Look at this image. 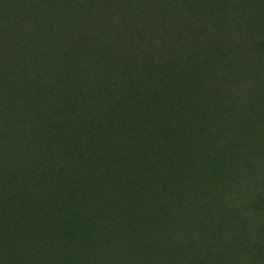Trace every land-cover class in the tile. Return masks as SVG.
<instances>
[{
    "label": "rangeland",
    "instance_id": "1",
    "mask_svg": "<svg viewBox=\"0 0 264 264\" xmlns=\"http://www.w3.org/2000/svg\"><path fill=\"white\" fill-rule=\"evenodd\" d=\"M38 1L32 0V4H37ZM161 1L168 6L167 17L171 22L175 21L174 27L180 28V24L187 26L197 46L194 53L189 55L183 52L184 55L176 57L186 61L184 66L187 69L182 70V83L186 88L184 91L195 90L192 97L190 96L191 100L197 103L198 99L199 106L206 111L204 119L208 130L205 133L208 137L207 151L214 156L218 174L215 178L201 177V185L196 187L198 190H195L196 184L192 181L187 195L177 194L171 175L176 170L171 164L173 157L162 154L164 156L161 161L162 171L154 170L161 172L156 174L155 188L147 185L141 187L142 184H146L144 173L150 170V165L139 168L137 175L131 180L134 194H130L129 203L125 206L122 204L124 215L114 216L111 211L107 213L98 211V197L102 192H113L117 188H123L124 178L114 175L113 172L123 174L128 172L127 162L131 149L124 151L127 161L121 158L117 162L113 157L105 160V156L100 155L96 159L99 170L90 179L89 187L78 186L81 171L77 169L78 167L72 172L71 179L67 181L60 177L55 179L56 188L64 192V205L70 209V216L76 223L68 230L65 221L59 216L49 214L42 221L31 220V225L36 228H43L46 225L53 227V231L42 233L45 236L43 237L45 243L54 238L59 240L60 235H65L66 238H74L75 247L81 250L88 247L85 246L87 243L92 244L107 237L110 233L106 228L117 225L118 235L108 241L107 248L115 252L126 251L131 259L123 260L111 252L112 264H144L140 261L142 257L139 252L145 248L153 264H208V254H211L214 248L219 249L218 264H264V0ZM54 2L59 4L63 11L61 26L64 28L62 31L64 36L72 39L71 44L76 48L81 38L85 39L89 44H84V47L93 48L92 50L83 51L76 55L73 61L66 63V55L57 44L59 41L51 34L50 37H42L38 23L28 21L27 24H23V31L29 32L30 37L21 42L22 54L15 51L14 44L9 47L11 50L8 48V52L0 51V57L2 54L10 56L13 63L22 61V70H17L18 67L15 65H9L11 68H8L7 73L10 79L12 77L16 79L13 88L18 86L17 80L21 82L19 87L24 88L26 85L23 105L26 118L23 122L29 119L36 127L32 131L33 134L29 132L28 126L22 131L27 139L22 148L29 149L36 158L32 161L31 155L27 154V159L20 156L16 161L19 166L23 165L25 182L31 184L37 182L41 185H44L48 172L52 174L59 172L61 154L68 150L65 146L82 138L83 131L79 126L83 120H91L93 113L91 104L85 107L83 100L90 88L94 89L89 91L91 96L99 90L98 82H95L94 86L90 84L87 86L86 82L88 79L95 80L94 68L98 63H107L106 58L102 57L108 36L105 35L106 27L100 5L95 0H53L48 6L49 9ZM44 6L46 7V3ZM116 8L117 14L122 15L124 10L119 2ZM42 11L45 13L46 9L42 7ZM84 13L89 15V19L87 26L82 27L74 20L76 16ZM115 23L117 22L114 21L113 27L121 34L127 35L134 31L129 23L121 26ZM78 26L83 29L80 30ZM102 37L106 40H102ZM49 44L53 45L51 51L47 50ZM101 44L98 50L101 58L98 59L95 57V49ZM117 45H120V38L117 39ZM163 54L160 45L152 53L155 58H165ZM140 56L141 61L143 58ZM190 66L194 67L195 74L188 70ZM39 68H43L45 74H34L36 83L32 85V74L39 72ZM112 70L109 66H102L104 73ZM62 75L65 78L62 79ZM66 79H72L73 82ZM105 79L107 84L116 88L121 86L119 80H123L115 73L113 76L112 73L105 75ZM136 79L146 82L140 72L136 74ZM127 94L132 95L130 104L145 112L146 116L141 120L142 123H158L154 108L146 106L145 101L138 98V90L129 91ZM111 95L112 92H109L108 97ZM126 95L119 97V103L124 101ZM169 97L172 99V108L186 105V99L179 100L177 94ZM198 108L194 105L188 107L189 110ZM166 112L164 111L165 125H171L172 121ZM170 114L174 116L171 111ZM189 116L191 119L197 118L193 114L192 117L191 114ZM200 128L199 126V133ZM31 135L32 143L29 139ZM194 138L197 139L195 135ZM78 151L87 152L89 149L80 147ZM199 158L202 160L201 157L194 159ZM152 159L154 158L149 157L146 161L150 162ZM192 169L193 165L188 164L186 173H190ZM221 173H230L231 176L217 179ZM250 178L252 183L256 182L259 196L250 195L236 200L234 197L236 187L244 186ZM155 189L157 193L162 194L159 196L165 202L163 214L147 217L141 212L143 196L149 195L151 198ZM204 194L206 202L201 198ZM219 195H223L222 201L217 200ZM189 199H192L195 205H190ZM79 200L80 203L88 200L86 202L89 205V216L83 219L78 215ZM177 202L182 203V210H175ZM228 206L234 208L232 210L235 211L234 215L248 217L251 222L247 221V224H252L257 232V246L251 256L235 259L225 250L227 246H211L214 223ZM135 215L139 216L137 221L147 238L148 246H137L133 237L129 236L125 238V241L129 240L127 245L120 243V238L131 231L130 222H133ZM162 219L168 223L163 225ZM185 224L189 226L188 229L184 227ZM199 240H205L206 246H196ZM47 247L57 251L66 249V246L53 247L52 243ZM22 248L25 264H29L31 259L41 262L39 246L30 242L28 246ZM60 254L59 252L53 254L55 262L64 259ZM12 263L19 264L17 254ZM94 263L100 264V261L95 260ZM71 264L91 263L81 258Z\"/></svg>",
    "mask_w": 264,
    "mask_h": 264
},
{
    "label": "trees",
    "instance_id": "2",
    "mask_svg": "<svg viewBox=\"0 0 264 264\" xmlns=\"http://www.w3.org/2000/svg\"><path fill=\"white\" fill-rule=\"evenodd\" d=\"M52 1L39 0L37 4L33 5L32 0H0V51L7 50L8 52V48L14 44L15 51L22 52V40L25 38L28 40L30 37L29 32L24 33L23 31V24H27L28 21L38 23L42 37H50L51 34L60 42L57 44L66 55V63L73 61L76 55H80L81 52L92 50L93 48L84 47V44H89V41L81 38V42L77 44L76 48L71 44L73 40L64 36L62 32L64 28L61 26L63 11L56 2L49 9L48 6ZM95 1L101 7L103 23L106 27L105 35L108 38L107 40L105 37L101 38L106 40V48L102 57L106 58L107 63H98L94 68L95 80L88 79L86 82L87 86L88 84L94 86V83L98 82V92L91 96L89 91H94V89L90 88L83 100L85 107L91 104L92 119L81 122L79 127L83 131L82 138L76 143L73 142V144L65 146L69 151H63L61 154L59 172L55 174L48 172L44 185L37 182L32 184L25 182L24 172H22L23 165L19 166L16 161L20 156L27 159V154L31 155L30 160L32 161L36 158L29 149L22 148L25 146L24 141L27 140L22 131L28 126L30 127L29 132L33 134L32 131L36 127V124L29 121L28 118L27 122H23L26 118V114L23 113L26 85L24 88L19 87L21 82L17 80L18 86L13 88L12 85L16 84V79L13 77L10 79L7 73L8 68H11L9 65H15L18 67L17 70H22V61L13 63V60L10 61V56L4 54L0 57V264H13L16 254L19 264H25L22 246H28L30 242L39 246L38 253L41 262L31 259L29 264H71L81 258L91 264H95V260L100 261V264H112L111 252L123 260L131 259L130 254L124 250V252H115L107 248L108 241L118 235L117 225L107 227L110 234L101 241L87 243L85 246L88 247L84 250L76 248L75 239L66 238L65 235H60L59 240L54 238L45 243V239L43 240L45 236L42 233L53 231V227L46 225L43 228H36L31 225V220L42 221L49 214L55 217L59 216L65 221L64 224L68 230L76 223V220L70 216V209L64 205V192L56 188L55 179L56 177H60L64 181L71 179L72 172L75 171V167H78L77 169L81 170L77 181L78 186L89 187L90 179L99 170L96 159L100 155L105 156V160L113 157L119 162L121 158H125L126 152L124 151L131 149L130 159L127 162L128 172L125 174L118 171L113 172L114 175L124 178L123 188H117L113 192H102L98 197V211L102 213L111 211L114 216L124 215L122 209L126 203L130 202V194H134L131 180L137 175L139 168L150 165V170L144 173L146 184H142L141 187L156 186V174L161 172L154 170L161 169L162 171L161 161L164 157L162 154L173 157L171 164L176 167V170L171 175L175 182L173 184L174 191L177 194L187 195L192 181H195L194 188L198 190L197 188L201 185V177L215 178L218 174L214 156L207 151L209 146L205 133L208 130L204 119L206 111L202 106H199L198 99L197 103L191 100L190 96L192 97L195 90L184 91L186 88L182 83V70L187 69L184 66L186 61L176 57L184 55L183 52L190 55L197 49L188 27L183 24H180V28L174 27L175 21L171 22L167 17L169 8L161 0ZM118 2L124 10L120 16L116 10ZM42 7L46 9L45 13L42 11ZM88 19L89 15L84 13L76 16L74 21L85 27ZM114 21L118 26L129 23L133 26L134 31L127 35L121 34L117 28L113 27ZM82 27L79 29H83ZM65 34L67 35V33ZM118 38H120L119 46L117 45ZM159 45L162 46L165 58H155L152 55ZM101 46L102 44L98 49H95V57L98 59L101 58L98 53ZM47 48L48 51H51L53 45L49 44ZM11 49L9 48V50ZM138 51H140L139 54ZM139 56L143 58L142 62L139 60ZM103 65L109 66L113 70L104 73ZM190 67L188 70L195 74L194 67ZM138 72L145 77L146 82L136 79ZM110 73L112 76L115 73L116 76L123 79L119 80L121 85L119 88L107 84L105 75ZM34 74H43V68H39V72L32 74V85L36 83ZM61 77L65 78L64 75ZM66 81L73 82L72 79H66ZM177 89L180 91L176 92ZM133 90H138V98L145 101L146 106L154 108L158 123H142L141 120L146 116L145 112L130 104L132 95L127 94ZM109 92H112V95L108 97ZM175 94L179 100L186 99V105L182 104L177 108H172V99L169 96H175ZM121 95L126 96L124 101L119 103L118 99ZM92 97L94 99L91 100ZM193 105L199 107L198 110L188 109ZM169 110L173 112L174 116L170 114ZM164 111H167L166 113L172 121L171 125H165ZM190 114L191 117L193 114L197 118L191 119ZM199 126L201 127L200 133L198 132ZM88 135H90L89 138ZM194 135L197 139L194 138ZM29 139L33 140V136L31 135ZM80 147H87L89 151H78ZM149 157L154 159L147 162ZM198 157H201L202 160L194 159ZM125 159L127 161V158ZM190 163L193 165V169L190 173H186V166ZM230 176V173H221L217 179L222 177L226 179ZM157 192L155 189L151 198L149 195L143 196L141 212L147 217L163 214L165 202L159 196L162 194ZM250 195L259 196L258 186L256 182L252 183L251 178L244 186L236 187L234 192L236 200ZM204 197L205 194L201 197L203 201H205ZM222 199L223 195L217 196L218 201H222ZM86 201L80 203L81 200H79L80 204L78 203V215L82 219L89 216V205ZM188 203L192 206L195 205L192 199H189ZM233 209L229 206L226 207L216 219L212 229L211 246H227L225 250L232 254L233 258L242 259L255 253L257 232L252 224H247V221L251 222L248 217L234 215ZM175 210H182V203L177 202ZM137 218L139 219V216L135 215L133 222H130L131 231L120 238L122 245H127L129 240L125 241V238L129 236L133 237L137 246H148L147 238L141 230ZM162 222L163 225L168 223L163 219ZM184 227L189 228L187 224ZM50 243L53 247L66 246V249L57 251L47 247ZM196 246H206L205 240H199ZM218 250V248H214L211 254H208V264H218ZM56 252L61 253L60 255L64 259L55 262L53 254ZM139 253L142 263L153 264L150 262L151 257L146 248Z\"/></svg>",
    "mask_w": 264,
    "mask_h": 264
}]
</instances>
